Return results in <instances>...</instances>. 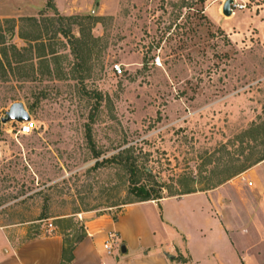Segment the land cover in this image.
Returning a JSON list of instances; mask_svg holds the SVG:
<instances>
[{"label": "rangeland", "instance_id": "obj_1", "mask_svg": "<svg viewBox=\"0 0 264 264\" xmlns=\"http://www.w3.org/2000/svg\"><path fill=\"white\" fill-rule=\"evenodd\" d=\"M183 1L55 0L61 16L81 18L67 39L55 32L46 0H0V21L17 25L0 46V230L16 243L58 235L59 264H68L86 222L117 216L135 199L123 165L102 163L124 150L119 161H136L139 187L174 198L212 193L222 208L241 211L244 243L254 231L261 237L257 165L207 189L219 179L211 171L228 160L221 151L264 150V0H235L242 8L232 6L230 17L226 0ZM15 103L37 123L32 135L1 122ZM193 202L146 204L124 218L145 216L160 247L182 240L162 220L190 226L198 243L204 228L190 208L201 201ZM257 212V225H248Z\"/></svg>", "mask_w": 264, "mask_h": 264}, {"label": "crops", "instance_id": "obj_2", "mask_svg": "<svg viewBox=\"0 0 264 264\" xmlns=\"http://www.w3.org/2000/svg\"><path fill=\"white\" fill-rule=\"evenodd\" d=\"M255 168L260 169L259 178L264 184V162ZM197 200L201 203L191 206L190 213L197 219L198 228H204L198 243L190 226L186 230L172 220L169 224L162 220L161 224L169 236L182 240L180 243L167 242L165 247H160L155 238L157 233L145 216L128 221L124 218L130 209L146 204L161 206L182 201L193 204ZM257 216L258 212L253 218L249 214L248 225H257ZM114 217L104 214L86 222L84 237L76 244L73 259L68 264H264V226L260 231L261 237H257L254 231L248 243H244L241 211L222 208L220 203L213 202L212 193L197 192L180 198H165L160 204L153 201L132 204L124 207L116 219ZM110 234L117 236L111 244L112 254L107 253L104 247ZM0 238V264L60 263L64 243L58 235L16 243L9 229L0 230ZM122 246L126 248L125 254L121 251Z\"/></svg>", "mask_w": 264, "mask_h": 264}, {"label": "trees", "instance_id": "obj_3", "mask_svg": "<svg viewBox=\"0 0 264 264\" xmlns=\"http://www.w3.org/2000/svg\"><path fill=\"white\" fill-rule=\"evenodd\" d=\"M47 4L46 7L47 9L51 10L54 12L55 17H56V21H55V32L60 35L63 36L64 38L70 39L71 36H73L72 34V25H73V21L76 19H81L79 16H70V17H63L59 14V11L56 7V3L55 0H46ZM201 3H205L206 0H200ZM188 1L184 0L183 1V8H186L189 3H187ZM34 22V21H33ZM17 28L16 22L14 20H5V21H0V46L1 47H6V43H5V38L4 36H9L14 34L15 30ZM39 36H41L40 34H38ZM40 39L37 38L36 41H39ZM12 49L17 52L18 54L20 53L19 50L14 46L12 47ZM3 51V53H1L3 55V57H5L6 59V51L3 48L1 50V52ZM1 58V57H0ZM2 64V61L0 59V65ZM2 70H3V64H2ZM87 139L88 142L92 144V135L90 132V129H88V134H87ZM242 141V140H241ZM223 152L226 157V159H228L224 164H222V168H215L213 171H211L212 175L215 177H219L218 181L216 183H209L210 187L207 189V191L218 188L220 186H222L223 184H225L226 182H228L229 180H232L233 178L249 171L250 169H252L254 166L264 162V150L261 152H255V153H247L244 152V150L240 153L235 155L234 157H229L231 154L228 151H221ZM129 151L124 150L123 152H120L117 156H112L109 159L103 160L102 163L108 162V163H113V162H117L118 164L123 165V167L127 170V172L130 175V181H131V185L129 188V194L134 196L135 199H129L124 205L128 206L131 204H137V203H144V202H160L161 200L165 199V198H170L173 196H169V197H162L161 194H156V192H152L151 190H148V188L146 186H142L139 187V183L136 182L135 177L137 175L138 172V167L136 164V161H127V162H122L119 161L120 156H123L124 154H128ZM129 160V159H128ZM241 164H238L239 162H241ZM236 165V166H234ZM152 172H147V175H151ZM195 193V191L193 190H187L185 191V193H183V195H187V194H192ZM114 219H116V216L114 217ZM84 237V236H83ZM83 237L79 240L81 241L83 239ZM79 241L77 243H79ZM76 246V245H75ZM75 246L71 249V255H70V261L73 259V250L75 248Z\"/></svg>", "mask_w": 264, "mask_h": 264}, {"label": "water", "instance_id": "obj_4", "mask_svg": "<svg viewBox=\"0 0 264 264\" xmlns=\"http://www.w3.org/2000/svg\"><path fill=\"white\" fill-rule=\"evenodd\" d=\"M235 0H226L223 4L222 12L224 16L230 17L232 16V6H234ZM4 117L1 118V122L3 124L9 123V122H17V123H24L29 122L31 120V116L29 112L26 110L23 103H15L10 107L9 111H6L3 113ZM122 253H126L125 246H122L121 248ZM169 258H171L169 256ZM172 259V258H171Z\"/></svg>", "mask_w": 264, "mask_h": 264}, {"label": "built area", "instance_id": "obj_5", "mask_svg": "<svg viewBox=\"0 0 264 264\" xmlns=\"http://www.w3.org/2000/svg\"><path fill=\"white\" fill-rule=\"evenodd\" d=\"M234 7H236L237 9H241L242 6H240L239 4L235 3ZM232 8V7H231ZM153 64L158 66V67H162V62H161V58L157 57L156 59L153 60ZM114 71L116 73H118L119 75L122 74V69L120 65H115L114 66ZM18 127L16 128V135H20V136H29L32 135L37 129V123L31 118V120L29 122H24V123H17L15 122ZM249 187H253L254 183L253 182H249ZM49 229H53L54 226L52 223H50L49 225ZM117 239V236H115L114 234H110L109 235V239L108 241L105 243V249L107 250V253L112 254V246L111 244L113 243L114 240Z\"/></svg>", "mask_w": 264, "mask_h": 264}]
</instances>
